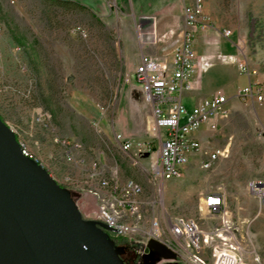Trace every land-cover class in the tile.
Returning a JSON list of instances; mask_svg holds the SVG:
<instances>
[{
  "label": "rangeland",
  "instance_id": "1",
  "mask_svg": "<svg viewBox=\"0 0 264 264\" xmlns=\"http://www.w3.org/2000/svg\"><path fill=\"white\" fill-rule=\"evenodd\" d=\"M106 2L108 11L100 12L61 0H0V114L60 185L88 191L90 181L62 175V170L75 169L65 163L56 138L81 142L84 166L98 157L118 166L124 177H136L150 193V156L141 153L134 166L115 141V133H123L135 142L156 145L150 132L151 105L133 78L138 62L126 46L123 29L117 31L124 9L116 0ZM205 21L210 27L200 31L215 42L210 51L199 53L210 58L211 66H234L241 74L239 63H244L256 71L252 79L264 95V0H205ZM225 30L232 34L224 36ZM219 65L210 72L215 86L227 74L232 76ZM236 91H226L229 116L217 129L200 131L202 151L183 176L166 184V207L170 215L194 217L209 228L220 223L221 216L211 215L203 199L211 191L222 192L246 248L264 263V99L245 103ZM214 149H223L227 156L204 168ZM76 176H86V169L76 168ZM78 194L83 214L98 219L96 197ZM141 246L135 258L125 253L127 262L189 264L183 259L167 261L155 250L140 255Z\"/></svg>",
  "mask_w": 264,
  "mask_h": 264
},
{
  "label": "built area",
  "instance_id": "2",
  "mask_svg": "<svg viewBox=\"0 0 264 264\" xmlns=\"http://www.w3.org/2000/svg\"><path fill=\"white\" fill-rule=\"evenodd\" d=\"M209 27L205 21V0H189L184 9L181 37L170 58L145 55L133 74L153 111L150 132L156 145L149 141L135 142L123 133H115V141L134 166L139 165L141 153L150 156V193L136 177H124L118 166L108 165L98 157L84 166L83 144L56 138V143L63 147L65 163L75 169L62 170V175L90 181L88 191L63 187L93 194L98 205L97 218L113 228L111 232L117 236L129 237L139 247L143 245L140 255L154 250L147 251L154 239L175 254L174 258H165L170 262L183 259L189 264H264L258 253L246 248L222 192L211 191L203 199L202 205L211 215L221 216L220 223L209 228L194 217L170 215L166 207V184L183 176L193 157L202 151L200 131L217 129L219 121L230 114V97L222 89L191 103L186 101V95L199 92L203 75L211 67L210 58L199 54L196 42L198 30ZM231 34V30L223 33L226 37ZM219 58L228 61L225 56ZM229 60L236 63L234 57ZM239 69L249 77V83L239 91L238 98L245 103L262 102V87L252 79L256 71L242 62ZM18 139L23 146V139ZM23 148L25 154L34 157L28 147ZM208 155L202 163L204 168L227 156L223 149L211 150ZM76 168L86 169V176H76Z\"/></svg>",
  "mask_w": 264,
  "mask_h": 264
},
{
  "label": "water",
  "instance_id": "3",
  "mask_svg": "<svg viewBox=\"0 0 264 264\" xmlns=\"http://www.w3.org/2000/svg\"><path fill=\"white\" fill-rule=\"evenodd\" d=\"M110 231L87 218L71 191L25 154L0 114V264H126ZM150 248L175 257L154 239Z\"/></svg>",
  "mask_w": 264,
  "mask_h": 264
},
{
  "label": "crops",
  "instance_id": "4",
  "mask_svg": "<svg viewBox=\"0 0 264 264\" xmlns=\"http://www.w3.org/2000/svg\"><path fill=\"white\" fill-rule=\"evenodd\" d=\"M90 6L92 9L100 12H107L106 0H74ZM123 7V19L118 23L119 29L124 31L126 46L135 56L136 63H140L143 56L160 57L169 59L170 54L181 37V31L184 25V9L189 0H116ZM128 1L130 6L128 7ZM132 9V12H131ZM199 34V35H198ZM208 33L198 30L197 50L198 52L210 51L215 42V38ZM203 38H202V37ZM140 50H138V43ZM203 49V50H202ZM201 54V53H199ZM202 55V54H201ZM219 64L212 65L203 75L202 87L196 96L189 93L186 95L187 103L193 102L206 94H211L216 90L222 89L225 93L231 89H236L235 96L239 91L249 83V77L241 74L234 66H228L222 69L228 72L232 71L229 78H223V83L215 86L216 77L210 72ZM229 73V72H228ZM245 77V79H244ZM242 81L241 85L239 82ZM240 84V85H238ZM238 85V86H237Z\"/></svg>",
  "mask_w": 264,
  "mask_h": 264
},
{
  "label": "trees",
  "instance_id": "5",
  "mask_svg": "<svg viewBox=\"0 0 264 264\" xmlns=\"http://www.w3.org/2000/svg\"><path fill=\"white\" fill-rule=\"evenodd\" d=\"M61 1H64L66 4H69V5H75V6H79V7H82V8H88L86 7L85 5L77 2V1H74V0H61ZM2 116V115H1ZM3 118V117H2ZM4 119V118H3ZM5 120V119H4ZM18 136V135H17ZM72 193V196L74 197L75 200H77V197H79V194L74 192V191H71ZM110 237L116 242V243H119L120 247L123 248V252L121 253V258L124 260V262L126 264H129L127 262V260L124 258L123 256V253H124V250L126 249L125 253L133 256L134 258L136 257L135 255V250L138 249V243L136 241H133L132 239H130L129 237H125V236H112L110 234ZM132 248H135V249H132Z\"/></svg>",
  "mask_w": 264,
  "mask_h": 264
},
{
  "label": "flooded vegetation",
  "instance_id": "6",
  "mask_svg": "<svg viewBox=\"0 0 264 264\" xmlns=\"http://www.w3.org/2000/svg\"><path fill=\"white\" fill-rule=\"evenodd\" d=\"M116 244L120 245L119 243H116ZM125 251H126V249L124 250L123 256L125 255ZM124 258H125V256H124ZM128 263H129V262H128ZM129 264H130V263H129Z\"/></svg>",
  "mask_w": 264,
  "mask_h": 264
},
{
  "label": "bare ground",
  "instance_id": "7",
  "mask_svg": "<svg viewBox=\"0 0 264 264\" xmlns=\"http://www.w3.org/2000/svg\"><path fill=\"white\" fill-rule=\"evenodd\" d=\"M73 179V178H72ZM58 182V181H57ZM59 183V182H58Z\"/></svg>",
  "mask_w": 264,
  "mask_h": 264
}]
</instances>
